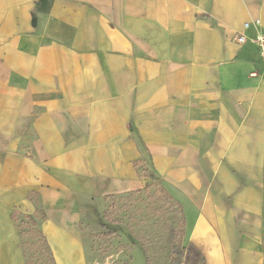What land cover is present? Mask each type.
<instances>
[{
	"label": "crops",
	"instance_id": "obj_1",
	"mask_svg": "<svg viewBox=\"0 0 264 264\" xmlns=\"http://www.w3.org/2000/svg\"><path fill=\"white\" fill-rule=\"evenodd\" d=\"M39 1L0 0V264L29 192L88 264L84 216L158 180L206 264H264V0Z\"/></svg>",
	"mask_w": 264,
	"mask_h": 264
},
{
	"label": "rangeland",
	"instance_id": "obj_2",
	"mask_svg": "<svg viewBox=\"0 0 264 264\" xmlns=\"http://www.w3.org/2000/svg\"><path fill=\"white\" fill-rule=\"evenodd\" d=\"M163 190H168L174 201H182L177 192L158 180L140 190L108 195L84 216L88 264H170L168 230L178 211L170 207ZM33 198L37 211L12 212L20 251L25 264H52L39 234L42 212L38 197Z\"/></svg>",
	"mask_w": 264,
	"mask_h": 264
},
{
	"label": "trees",
	"instance_id": "obj_3",
	"mask_svg": "<svg viewBox=\"0 0 264 264\" xmlns=\"http://www.w3.org/2000/svg\"><path fill=\"white\" fill-rule=\"evenodd\" d=\"M45 1L48 0H40L38 2V5L44 3ZM163 191L166 194V198L170 202V207L176 208L178 211V215L176 216L175 219V224L170 225L168 230L167 241L171 246L170 264H206V259L204 255L200 252V250L193 243L186 240L187 222H186L185 212L182 203L181 202L178 203L174 201L173 197L168 192V190H163ZM33 195H36L38 197V201L36 202L38 208H40L42 212V218L40 221L41 224L42 221L45 220L46 215L44 213V209L42 208V203L38 193H36L35 191H31L28 194V198L34 201ZM39 234L41 236V242L50 257V262L52 264H57L53 252L50 248V245L46 239V236L43 234L41 228Z\"/></svg>",
	"mask_w": 264,
	"mask_h": 264
},
{
	"label": "built area",
	"instance_id": "obj_4",
	"mask_svg": "<svg viewBox=\"0 0 264 264\" xmlns=\"http://www.w3.org/2000/svg\"><path fill=\"white\" fill-rule=\"evenodd\" d=\"M256 24H260V21L256 20ZM248 27H249V23H245V28H248ZM236 40L239 44H245L248 41L255 44V46L257 47V49H258V51H259V53L263 59V65H264V31H257V33L251 38H248L244 34H238L236 36Z\"/></svg>",
	"mask_w": 264,
	"mask_h": 264
}]
</instances>
